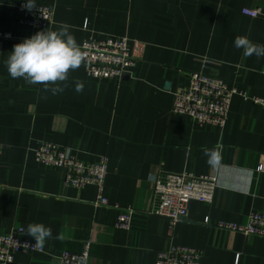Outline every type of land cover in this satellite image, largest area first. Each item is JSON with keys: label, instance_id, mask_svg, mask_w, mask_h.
I'll return each instance as SVG.
<instances>
[{"label": "crops", "instance_id": "obj_1", "mask_svg": "<svg viewBox=\"0 0 264 264\" xmlns=\"http://www.w3.org/2000/svg\"><path fill=\"white\" fill-rule=\"evenodd\" d=\"M21 1L0 0V31L14 35L0 54V230L41 222L53 236L44 253H19L12 264H57V254L79 252L87 242L89 264H156L158 251L171 244L199 248L201 264H264L263 237L215 225H243L264 210V107L235 95L224 128L172 112L174 93L193 71L264 98V57H245L233 44L238 35L264 44V0H37L54 7L48 28L67 25L80 46L106 34L127 36L135 57L119 82L87 76L83 62L58 82L64 90L56 95L13 79L4 65L15 43L46 29L19 23ZM245 8L261 17L243 14ZM44 141L80 160L108 157L104 196L135 208L130 229L115 226L116 208L96 204L95 185L68 186L57 167L37 162ZM205 148L220 151L217 167L206 163ZM167 171L217 172L220 184L211 204L192 202L173 230L151 214L154 178Z\"/></svg>", "mask_w": 264, "mask_h": 264}, {"label": "built area", "instance_id": "obj_2", "mask_svg": "<svg viewBox=\"0 0 264 264\" xmlns=\"http://www.w3.org/2000/svg\"><path fill=\"white\" fill-rule=\"evenodd\" d=\"M29 12L23 1L16 4L18 21L30 29H44L52 25L55 10L53 6L39 4ZM40 10V11H39ZM242 13L253 18L261 17L257 9H243ZM12 32L0 31V54L5 41L13 38ZM85 53L84 68L87 76L95 79L121 81L135 64V57L127 36L106 34L103 38H88L81 45ZM189 85L174 93L172 112L187 114L199 126L210 124L224 128L227 123L232 98L241 95L251 98L255 104L264 107V98L251 96L238 86H231L225 79L203 71L188 74ZM37 162L57 167L66 185L82 188L95 185L98 190L97 205L110 206L119 211L115 226L130 229L135 208L111 204L104 196L105 179L108 172V157L101 155L98 160H80L70 148L51 141H44L36 149ZM217 172L195 174L191 171L176 173L163 172L154 178V192L157 204L151 210L154 216L166 218L173 230L174 225L189 216L194 201L211 204L219 187ZM207 218L205 223H210ZM216 226L264 238V210L249 214L246 224L218 222ZM24 226L15 224L11 230H0V264H12L19 253H44L45 245L35 244L22 234ZM91 243L87 242L79 252L64 250L56 255L57 264H89ZM202 250L197 247L171 244L159 250L156 264H201Z\"/></svg>", "mask_w": 264, "mask_h": 264}, {"label": "clouds", "instance_id": "obj_3", "mask_svg": "<svg viewBox=\"0 0 264 264\" xmlns=\"http://www.w3.org/2000/svg\"><path fill=\"white\" fill-rule=\"evenodd\" d=\"M23 6L29 12L39 8L37 0H23ZM233 44L235 48L242 50L245 57H264V44L255 43L247 36H236ZM85 58L84 51L68 26L61 24L56 29L47 27L15 43L4 60V65L13 79L22 78L31 84L43 85L44 91L56 95L64 90L58 82H66L69 71L78 69ZM83 89V83H75L76 92H82ZM204 155L206 163L213 168L222 159L216 148H205ZM23 233L33 237L35 244L41 246L53 236L51 228L41 222L27 224Z\"/></svg>", "mask_w": 264, "mask_h": 264}]
</instances>
